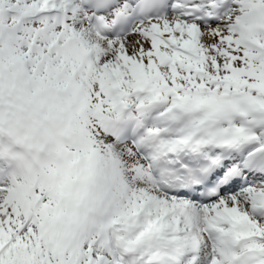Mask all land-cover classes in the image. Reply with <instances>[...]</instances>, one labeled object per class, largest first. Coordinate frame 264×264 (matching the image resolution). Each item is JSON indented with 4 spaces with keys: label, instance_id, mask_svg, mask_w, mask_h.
<instances>
[{
    "label": "snow or ice",
    "instance_id": "obj_1",
    "mask_svg": "<svg viewBox=\"0 0 264 264\" xmlns=\"http://www.w3.org/2000/svg\"><path fill=\"white\" fill-rule=\"evenodd\" d=\"M0 264H264V0H0Z\"/></svg>",
    "mask_w": 264,
    "mask_h": 264
}]
</instances>
